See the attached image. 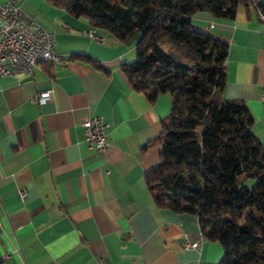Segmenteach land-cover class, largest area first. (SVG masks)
I'll list each match as a JSON object with an SVG mask.
<instances>
[{"label": "crops", "instance_id": "0c3cea01", "mask_svg": "<svg viewBox=\"0 0 264 264\" xmlns=\"http://www.w3.org/2000/svg\"><path fill=\"white\" fill-rule=\"evenodd\" d=\"M16 2L68 61L0 78V264H217L222 246L203 236L197 215L157 207L146 186L171 97L150 102L130 84L121 65L136 59L135 38L116 40L49 0ZM259 16L249 2L234 17L200 11L192 23L228 43L224 97L246 101L264 145ZM47 89L52 97L36 101ZM96 115L105 152L87 145L80 125Z\"/></svg>", "mask_w": 264, "mask_h": 264}, {"label": "trees", "instance_id": "16d2710c", "mask_svg": "<svg viewBox=\"0 0 264 264\" xmlns=\"http://www.w3.org/2000/svg\"><path fill=\"white\" fill-rule=\"evenodd\" d=\"M49 1L116 40L135 38L136 59L121 65L130 84L150 102L170 95L160 158L144 175L154 204L196 214L222 246L217 264H264V145L246 101L224 97L228 43L192 23L200 11L234 17L249 2L264 13L261 1Z\"/></svg>", "mask_w": 264, "mask_h": 264}, {"label": "built area", "instance_id": "2783aa9c", "mask_svg": "<svg viewBox=\"0 0 264 264\" xmlns=\"http://www.w3.org/2000/svg\"><path fill=\"white\" fill-rule=\"evenodd\" d=\"M264 33V17L259 16ZM91 36H97L94 29L89 31ZM45 56H53V63L61 66L68 61V56L56 50L54 33L47 31L32 16L25 13L16 0H6L0 4V78L8 75L17 76L19 73H31ZM52 89L41 91L35 97L38 102H45L52 97ZM261 100L264 110V84ZM264 121V115H263ZM84 129V139L91 148L95 147L105 152L109 141L105 132L106 123L100 116L81 121ZM23 196L24 191L19 190ZM185 248L195 247L196 243L185 240ZM9 255H4L8 258Z\"/></svg>", "mask_w": 264, "mask_h": 264}, {"label": "rangeland", "instance_id": "374dc122", "mask_svg": "<svg viewBox=\"0 0 264 264\" xmlns=\"http://www.w3.org/2000/svg\"><path fill=\"white\" fill-rule=\"evenodd\" d=\"M242 183L245 184V186L247 187H251L255 183V180L252 178L245 177L244 180H242Z\"/></svg>", "mask_w": 264, "mask_h": 264}, {"label": "bare ground", "instance_id": "6f19581e", "mask_svg": "<svg viewBox=\"0 0 264 264\" xmlns=\"http://www.w3.org/2000/svg\"><path fill=\"white\" fill-rule=\"evenodd\" d=\"M259 15L261 17H264V13L262 11H259ZM45 61H49V62L53 63V56H45Z\"/></svg>", "mask_w": 264, "mask_h": 264}, {"label": "water", "instance_id": "95a60500", "mask_svg": "<svg viewBox=\"0 0 264 264\" xmlns=\"http://www.w3.org/2000/svg\"><path fill=\"white\" fill-rule=\"evenodd\" d=\"M260 1H261L262 5L264 6V0H260Z\"/></svg>", "mask_w": 264, "mask_h": 264}]
</instances>
